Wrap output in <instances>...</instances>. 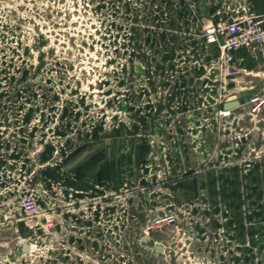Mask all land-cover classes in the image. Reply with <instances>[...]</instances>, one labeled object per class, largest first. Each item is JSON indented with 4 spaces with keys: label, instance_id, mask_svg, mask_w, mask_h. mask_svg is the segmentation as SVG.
I'll use <instances>...</instances> for the list:
<instances>
[{
    "label": "rangeland",
    "instance_id": "rangeland-1",
    "mask_svg": "<svg viewBox=\"0 0 264 264\" xmlns=\"http://www.w3.org/2000/svg\"><path fill=\"white\" fill-rule=\"evenodd\" d=\"M243 5L0 0V264H264V51L203 40Z\"/></svg>",
    "mask_w": 264,
    "mask_h": 264
},
{
    "label": "built area",
    "instance_id": "built-area-1",
    "mask_svg": "<svg viewBox=\"0 0 264 264\" xmlns=\"http://www.w3.org/2000/svg\"><path fill=\"white\" fill-rule=\"evenodd\" d=\"M203 40L207 45L215 47L219 61L231 68L234 66L233 51L236 48L264 51V13H256L243 5L226 18H219L207 26ZM257 100L258 97H254L251 101Z\"/></svg>",
    "mask_w": 264,
    "mask_h": 264
},
{
    "label": "water",
    "instance_id": "water-1",
    "mask_svg": "<svg viewBox=\"0 0 264 264\" xmlns=\"http://www.w3.org/2000/svg\"><path fill=\"white\" fill-rule=\"evenodd\" d=\"M238 106H239V101L236 100V99H233V100H229L227 102H224L223 105H222V108L224 110H232V109H234V108H236ZM17 226H18V229H19L21 237L24 238V239L30 237L33 234L34 231L37 234L41 233V231H42L41 227L34 226L32 223H26L24 221H20L17 224ZM141 241L148 242L149 241V237L145 236V237H143L141 239ZM20 246H21V249H22L21 251L23 253H25V252H27L29 250V246L27 245L26 242L22 243ZM18 250L19 249H18V246H17L16 247V251L18 252ZM14 260H15V255H13V257H12V261H14Z\"/></svg>",
    "mask_w": 264,
    "mask_h": 264
},
{
    "label": "bare ground",
    "instance_id": "bare-ground-1",
    "mask_svg": "<svg viewBox=\"0 0 264 264\" xmlns=\"http://www.w3.org/2000/svg\"><path fill=\"white\" fill-rule=\"evenodd\" d=\"M236 100L238 99V98H235ZM229 100H231V99H227L225 102H227V101H229ZM238 101H239V99H238ZM239 106H240V102H239ZM229 110H222V113H226V112H228ZM33 225L35 226L36 224H34L33 223ZM36 226H39V225H36ZM42 234H43V231H42ZM32 237H36V233H35V231L33 232V234L30 236V237H28V238H25L24 240L26 241V243L29 245V252H30V250L33 248V245L32 244H30V239L32 238ZM23 240V241H24ZM22 241V242H23ZM40 239H36L35 240V243L36 244H39V245H41L42 243H40ZM149 241H151V238L149 239ZM21 255H15V262L18 260V258L20 257Z\"/></svg>",
    "mask_w": 264,
    "mask_h": 264
},
{
    "label": "crops",
    "instance_id": "crops-1",
    "mask_svg": "<svg viewBox=\"0 0 264 264\" xmlns=\"http://www.w3.org/2000/svg\"><path fill=\"white\" fill-rule=\"evenodd\" d=\"M256 12V11H255ZM256 13H264V12H256Z\"/></svg>",
    "mask_w": 264,
    "mask_h": 264
},
{
    "label": "flooded vegetation",
    "instance_id": "flooded-vegetation-1",
    "mask_svg": "<svg viewBox=\"0 0 264 264\" xmlns=\"http://www.w3.org/2000/svg\"><path fill=\"white\" fill-rule=\"evenodd\" d=\"M15 261V260H14Z\"/></svg>",
    "mask_w": 264,
    "mask_h": 264
}]
</instances>
